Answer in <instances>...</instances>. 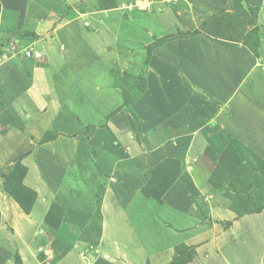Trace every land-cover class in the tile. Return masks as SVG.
Returning a JSON list of instances; mask_svg holds the SVG:
<instances>
[{
    "label": "crops",
    "instance_id": "obj_1",
    "mask_svg": "<svg viewBox=\"0 0 264 264\" xmlns=\"http://www.w3.org/2000/svg\"><path fill=\"white\" fill-rule=\"evenodd\" d=\"M180 1L142 11L146 31L118 48L134 21L118 6L102 15L109 0H0V264L16 254L22 264H251L239 249L253 244L252 263L264 264V206L239 211L206 195L211 159L230 140L264 161V14L254 52L230 0ZM222 19L227 35L199 27ZM25 22L30 35L18 36ZM109 61L134 76L128 93ZM172 164L181 172L161 200L144 192L154 168ZM4 182L17 196L18 184L34 191L29 211ZM52 205L60 230L87 226L99 208L98 242L66 249L49 229Z\"/></svg>",
    "mask_w": 264,
    "mask_h": 264
},
{
    "label": "rangeland",
    "instance_id": "obj_2",
    "mask_svg": "<svg viewBox=\"0 0 264 264\" xmlns=\"http://www.w3.org/2000/svg\"><path fill=\"white\" fill-rule=\"evenodd\" d=\"M106 5L102 6L101 11L102 15L108 16L110 13L108 10H111V7H119L120 13L123 17H126L130 15L133 17V23H127L124 21L123 24V31H120V37L122 39H119L120 41H117V43L120 44L118 48H122L125 45V42L127 39H125V35L132 34L135 38V34L139 33V38L142 35V30H145V27L151 23V16H148L145 14V12L151 10L153 12L155 11H164V9H171V3L178 1V0H109ZM244 1V4H243ZM182 4L185 2V0H181ZM238 1L235 0L234 4L235 6L231 9L234 10V15L236 20H239V25L241 28H245L246 26L250 25V29L248 28L247 33L245 35H241V39L245 43H249L250 47L256 46L258 41V25H256L257 15L264 14V9L261 10V7H264V0H242V5L246 8L248 6L251 8L249 9V12L244 13V11L239 7ZM248 2V4H247ZM157 3V6H154V4ZM186 3V2H185ZM151 6V7H150ZM78 9H84L80 6L77 7ZM98 10V8L94 7L93 13H88L89 16L88 19L91 18V16H94L92 14L95 13V11ZM261 10V11H260ZM133 11V12H132ZM135 11V12H134ZM141 11V12H140ZM68 16H72L75 14V11L68 10L67 12ZM135 13V15L133 14ZM223 15L221 12L216 13ZM10 19L14 22L16 21V15L13 13H10L8 15ZM219 16V15H218ZM151 18V19H150ZM158 19L161 23H164L167 25H170L173 27V21L174 17L168 16L166 13H162L158 15ZM125 20V19H124ZM213 20V19H212ZM130 21V20H128ZM13 22V23H14ZM226 23V20L222 19L219 22L211 21L209 23L207 20L202 21L200 24V28H203L206 32L213 33V34H228V30L226 29V26L224 23ZM126 24H129L126 25ZM132 24V25H131ZM21 25V23L19 24ZM26 28L25 30H22V33L20 32L18 36H27L30 35V32L28 31V23L25 22ZM85 25H90V22H85ZM93 25H96L95 18H93ZM203 30V31H204ZM146 31V30H145ZM200 31V30H199ZM227 31V33H225ZM192 32V31H190ZM16 36V35H15ZM138 38V39H139ZM155 42V41H154ZM12 46L10 47L12 50L17 49V47L21 44H16V42H11ZM158 44V43H157ZM151 48L155 47V45L150 44ZM149 45V46H150ZM139 46V44L135 45ZM132 47V46H131ZM19 50V48H18ZM254 51V50H253ZM147 54V53H146ZM125 58V56L123 57ZM113 61V59H112ZM108 65H110L111 69L113 70L111 73L115 77L116 84L120 86L121 89H123V93H128V90L133 88V83L135 82L134 76L130 74V72L124 71L121 72L119 66H115L114 62L109 61ZM113 67V68H112ZM131 71V70H130ZM114 73V74H113ZM105 77V74L102 75ZM139 78V76H138ZM140 79V78H139ZM142 80V79H141ZM140 80V81H141ZM129 86H132L131 88ZM141 87V86H140ZM136 91V88L134 89V92ZM1 130V129H0ZM241 147L238 145H231L229 147V150H227L226 146V152H223V158L224 160L218 164L214 159L212 164H209V173L206 174V182L207 185V192L206 195L210 194L211 202H217L220 203L221 201L229 202L231 205L234 203V207H236L239 211L243 207H248L250 209L257 208V207H263L264 206V162L259 159H256L250 152L244 150V146L240 144ZM226 153V154H224ZM206 156H209V154H205ZM226 156V158H225ZM166 168V173L164 174V169ZM181 172V168L177 165H169V166H159L155 167L153 171V175L150 178V181L146 184L144 192H147L148 194L151 193L155 197L158 195H162L168 187L174 182L175 178L178 177V175ZM204 175H200L202 177ZM14 191V190H13ZM20 191L18 190L17 193ZM160 199L159 197H157ZM229 199V200H228ZM161 200V199H160ZM216 200V201H215ZM208 202L206 200H203V206L205 207V203ZM209 203V202H208ZM62 208L60 207H53L52 210L57 216L54 222L53 226L50 229V232L52 234L57 235H63L67 240H75V239H86L90 241L92 244H95L98 242V237L100 234L99 230V223H100V210L99 208L97 211H95L94 218L92 221L83 228H78L74 225H67L66 228H63L62 230L59 229L61 218H59L60 214L62 213ZM59 220H56V219ZM55 225L54 223H56ZM259 246L258 244H253L250 248V251H242L239 249L240 254L247 256L251 260V264H253V256L259 255ZM38 259L39 255L37 254ZM42 264H46L48 262L44 261V258L40 260ZM15 264H22L21 257L16 254Z\"/></svg>",
    "mask_w": 264,
    "mask_h": 264
},
{
    "label": "trees",
    "instance_id": "obj_3",
    "mask_svg": "<svg viewBox=\"0 0 264 264\" xmlns=\"http://www.w3.org/2000/svg\"><path fill=\"white\" fill-rule=\"evenodd\" d=\"M234 1L235 0H230V2H229V6H235V4H234ZM238 2V4H239V7L244 11V13H246V12H249L250 10L249 9H251L249 6H248V8H245L243 5H242V3H241V1L242 0H237ZM247 4H248V2H247ZM198 30H193L192 32H187V33H184V34H182L183 36H187V35H189V34H192V33H195V32H197ZM169 37L168 36H163V37H161V38H159V39H157V40H155V42H153L152 44L153 45H155V44H157V43H159V42H161V41H163V40H166V39H168ZM248 45H250L249 43H248ZM258 45H259V42H257V44H256V46H251V48L254 50V52H256V50H257V48H258ZM150 49H151V45L148 47V49L146 50V52H147V55H149L150 54ZM226 136V135H225ZM225 140L228 142L229 140H228V138L226 139L225 138ZM232 140H230L229 141V143L227 144L228 146V150H229V147H231V144H232ZM224 154H226V153H224ZM225 158H226V156H225ZM224 160V158H223V155H221V156H219V158H218V160H217V162H218V164L219 163H221L222 161ZM264 162V161H263ZM20 164H19V162L17 161L16 163H15V167H18ZM4 186H5V190L8 192V193H10V195H12L16 200H17V202L20 204V206L23 208V210L24 211H29V209H30V206H31V203H32V201L34 200V198H35V193H34V191L33 190H31V189H29V188H27V187H25V186H23V185H21V184H18V187H20V194L17 196L16 194H14L13 193V190H12V188H10V186H9V183H5L4 182ZM15 196H14V195ZM160 195H158L157 197H159ZM53 205H56V204H53ZM53 205L51 206V208H53ZM256 209H260V207H257ZM49 212H51V211H49ZM47 218V217H46ZM57 220H59L58 218H57ZM55 225H57V221H56V223H54ZM53 226V225H52ZM62 239H64L66 242H67V246H66V249L68 248V247H70L72 244H73V242H74V240H66V238L64 237V236H62ZM39 256H40V254H39Z\"/></svg>",
    "mask_w": 264,
    "mask_h": 264
},
{
    "label": "water",
    "instance_id": "obj_4",
    "mask_svg": "<svg viewBox=\"0 0 264 264\" xmlns=\"http://www.w3.org/2000/svg\"><path fill=\"white\" fill-rule=\"evenodd\" d=\"M243 4H244V1H243Z\"/></svg>",
    "mask_w": 264,
    "mask_h": 264
}]
</instances>
